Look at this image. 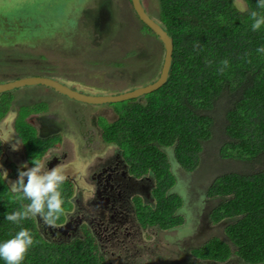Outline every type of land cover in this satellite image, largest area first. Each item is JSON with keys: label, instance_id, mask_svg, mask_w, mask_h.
Wrapping results in <instances>:
<instances>
[{"label": "trees", "instance_id": "1", "mask_svg": "<svg viewBox=\"0 0 264 264\" xmlns=\"http://www.w3.org/2000/svg\"><path fill=\"white\" fill-rule=\"evenodd\" d=\"M244 2L242 11L234 0H158L155 18L174 44L169 79L144 95L142 102L138 98L121 101L117 119L100 123L104 141L119 145L132 173L154 179L155 205L145 206L137 199L143 228L169 230L184 223L179 210L185 200L174 191L178 178L171 170L169 155L190 175L201 170L206 143L214 138L223 141L221 156L238 161L243 169L215 175L205 195L221 199L209 216L213 223L229 221L225 227L229 241L214 236L191 250L192 256L213 264H226L233 255L245 264H264V52H257L264 47V26L253 31L249 15L251 11L264 15V9L257 8V0ZM57 4L58 0H41L35 8L19 7L21 13L14 17L1 16L13 19L14 31L7 30L11 34L0 40L12 44L32 36L39 42L45 35L68 32L69 26L80 30L72 12L57 8ZM142 24L143 31L157 37ZM224 59L229 66L221 73ZM12 94L0 93V119L12 106ZM46 110L44 102L19 109L15 130L27 152L43 154L51 146L29 121L32 114ZM68 185L61 186L64 210L71 206ZM189 185L193 191V184ZM28 203L10 191L0 170V243L21 228L30 230L35 241L22 264H105L89 233L84 239L57 243L45 237L35 217L19 224L6 220V213L22 210ZM62 220L63 214L58 223ZM0 264L5 261L0 259Z\"/></svg>", "mask_w": 264, "mask_h": 264}, {"label": "rangeland", "instance_id": "2", "mask_svg": "<svg viewBox=\"0 0 264 264\" xmlns=\"http://www.w3.org/2000/svg\"><path fill=\"white\" fill-rule=\"evenodd\" d=\"M143 2L148 12L154 18L157 17L158 0ZM234 2L240 10L246 9L244 0ZM39 3L41 0H0V37L6 39L11 34L7 30L14 31L13 19L6 20L1 16L14 17L21 13L17 10L19 7L24 5L22 9L27 10L35 8ZM56 7L72 12V16L80 22V30H73L74 25L69 26L68 32L66 30L48 37L45 35L39 42L37 38L29 36V32H26L29 37H23L22 42L8 44V41L0 40V82L43 75L58 79L83 93L106 95L134 89L159 77L165 55L164 46L158 37L143 31V24L129 0H58ZM11 92L14 97L12 106L6 116L0 119V170L4 178L8 183L17 180L13 170L8 167L9 164L20 169L26 162L29 167H33L30 162L35 157L40 160L38 152L29 154V159L26 157L15 130V120L23 105L44 102L47 104V111L33 115L29 121L40 135L51 131L52 134H60L65 142L60 150L50 151L40 161L45 164L53 154L61 157L64 153H70L59 168L65 175L71 174L73 180H69L75 182L77 194L83 189L81 181L87 184L89 180L88 163L101 165L116 152L117 147L103 143L99 123L115 121L118 117L116 109H121L123 102L112 103V107L110 104L99 106L78 103L45 85L26 86ZM142 97L138 101L142 102ZM61 122L67 123L66 129ZM43 123H49L50 126H43ZM222 143L219 138L207 142L201 154V170L190 175L173 155H169L171 170L178 178L174 191L185 200L184 208L179 210L185 222L171 230L158 227L143 229L137 225L135 218L134 223H127L133 236L126 241L135 246L138 243L135 248L145 249L142 255L136 257L134 264H213L193 258L190 251L214 236L229 241L225 234L229 221L213 223L209 216V211L221 199L205 195L207 185L215 175L230 170L241 172L238 170L243 169L241 164H237L238 161L221 156ZM13 145L18 147L17 150H13ZM3 171H7V177ZM189 183L193 184V191H189ZM136 196L141 199L142 205L154 206L156 203L151 200L150 195L146 198L139 192ZM35 218L41 227L44 224L42 219ZM44 235L49 241L59 239V236L50 238V234L45 231ZM96 237L98 239L101 235ZM100 244L102 245V241ZM106 244L108 247L102 245L108 252L105 263L125 264L112 257V243L106 241ZM226 264L245 263L233 255Z\"/></svg>", "mask_w": 264, "mask_h": 264}, {"label": "flooded vegetation", "instance_id": "3", "mask_svg": "<svg viewBox=\"0 0 264 264\" xmlns=\"http://www.w3.org/2000/svg\"><path fill=\"white\" fill-rule=\"evenodd\" d=\"M129 2L131 1L129 0ZM72 100L74 102L84 103L76 101L74 99ZM106 104H110L109 106H111L112 103L93 105L103 106ZM39 113L43 112H38V114ZM35 114L37 113L32 114L29 117V120ZM43 124V126H50L49 123ZM61 125L66 129L67 123L61 122ZM100 128H102L101 125ZM50 132L51 131H47V133L43 136L38 132V135L41 138L50 140L51 144V146L43 154H40V152H38L40 154V160H43L46 154L50 151L60 150L64 146L65 140L63 139V137L60 134H52ZM56 136L59 139L53 140L52 137ZM20 143V145L23 147L26 157H28L29 159V154L33 152H27L21 140ZM103 143H106L110 146L113 145L115 148L117 147L116 152L101 165L97 164L96 166L94 163H88V167H90L89 180L87 181V184L81 181V186L83 187V189L79 190L77 194L75 192L77 190L75 182H71L69 180L70 178H72L70 176L71 174H66L67 179L65 185L69 184L68 186L71 188V190H68L67 188L66 191H71L72 194L69 198V203L71 206L64 210L63 220L61 223H58L59 225H63V227L54 229L43 224V234L45 231L50 234V238L59 236L58 240L51 241L61 243L72 241L74 239H84L86 237V234L89 233V236L93 237L96 247L104 257L105 262L107 260L106 257L108 255V252L104 250L102 245L107 246V241L109 242V244L112 243L114 250L111 253L114 259L120 262H124L125 264H134L136 257L138 255H142L145 249L142 247L135 248L138 243H136L135 246V244H131L126 241L127 238L133 236V232L130 230V226H128L127 223H134L135 218L137 225L143 228L137 214V199L140 198H138L136 195L139 192L144 194L146 198L150 195L151 200L154 202V179L151 175H149L150 177L148 175L141 177H137L136 175H134V173H132L131 171L130 164L124 158L122 149L119 147V145L115 143H107L104 141V139ZM69 154L70 153H67L68 156ZM67 155L64 153L61 157H58L53 154V157L49 161L46 160L45 166L48 167V169H52L55 166H60L62 162H64V159H66L65 157ZM77 155L79 158H81V155H79L78 153ZM8 167L13 170L14 178H18V170L20 169L14 168L12 164H9ZM79 180H81V176L79 177ZM150 181H152L151 184ZM148 228L152 227L148 226L147 228L143 229ZM98 234H100L101 237L97 239L96 235ZM122 234L123 236H121ZM131 240L133 241V239ZM100 241H102V245L100 244ZM192 257L198 259L194 256Z\"/></svg>", "mask_w": 264, "mask_h": 264}, {"label": "clouds", "instance_id": "4", "mask_svg": "<svg viewBox=\"0 0 264 264\" xmlns=\"http://www.w3.org/2000/svg\"><path fill=\"white\" fill-rule=\"evenodd\" d=\"M257 8L264 9V0H257ZM249 15L252 21V30H260L264 26V15L257 11H251ZM79 23L78 21V27H80ZM195 47H199V45L197 44ZM257 52H264V47L258 48ZM220 63L222 67L219 71L223 73L229 66V61L224 59ZM17 148L13 145V150H17ZM31 163L34 165L33 167H29L27 162L23 163L20 170H18L17 180L9 182L10 191L30 201V203L24 206L22 210L14 211L11 214L6 213V220L19 224L22 220L40 217L44 225L54 229L61 228L63 225L58 224L64 212L61 186L66 182L67 177L59 166L53 167L51 170L48 168L45 170V164L36 157ZM0 168H2V165H0ZM3 173L7 177V171H3ZM39 228L42 229L43 225ZM34 243V237L30 230L21 228L11 239L0 243V259L4 260L5 264H22Z\"/></svg>", "mask_w": 264, "mask_h": 264}, {"label": "water", "instance_id": "5", "mask_svg": "<svg viewBox=\"0 0 264 264\" xmlns=\"http://www.w3.org/2000/svg\"><path fill=\"white\" fill-rule=\"evenodd\" d=\"M131 1L133 4V9L138 18L153 30V32L157 35V37L164 46L165 55L163 65L159 77H157L155 80L146 83L145 85L137 86L134 89L127 90L119 94L90 95L82 93L79 90L73 89L72 87L61 82L58 79L43 75H32L27 77H21L11 81L0 82V93L10 92L15 89L26 86L45 85L52 87L59 91L61 94L79 102L90 104H104L116 103L129 99L139 98L161 88L169 79L170 70L173 63V38L168 33V31L162 26V24L148 12L143 0Z\"/></svg>", "mask_w": 264, "mask_h": 264}]
</instances>
